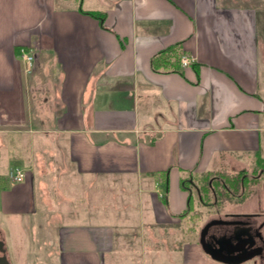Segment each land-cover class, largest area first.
I'll return each instance as SVG.
<instances>
[{"label":"crops","instance_id":"obj_1","mask_svg":"<svg viewBox=\"0 0 264 264\" xmlns=\"http://www.w3.org/2000/svg\"><path fill=\"white\" fill-rule=\"evenodd\" d=\"M259 22L251 4L221 0H0V212L31 219L44 203L58 233L44 245L85 244L101 264H258L215 258L183 222L198 205L208 221L264 217V176L223 208L182 180L249 174L264 157ZM177 42L192 59L184 76L154 71L151 57ZM16 47L34 53L31 72ZM165 170L168 191L154 174Z\"/></svg>","mask_w":264,"mask_h":264},{"label":"rangeland","instance_id":"obj_2","mask_svg":"<svg viewBox=\"0 0 264 264\" xmlns=\"http://www.w3.org/2000/svg\"><path fill=\"white\" fill-rule=\"evenodd\" d=\"M221 1L239 4H251L256 10L257 20L260 21V35L262 34V37H264V0ZM47 197L49 196H46V198ZM46 209L47 208L43 203V205H40V208L37 211L38 213L35 214L31 219H24L22 216H7L0 212V233L5 243L6 254L10 264H59L60 256L66 259V264H101V254L94 252L92 253L85 244L82 246L83 249L78 250L77 252H65L57 244H49V246H45L44 244L50 241L48 236L51 232L54 235L53 238L58 241L57 230H54V228L56 227V219H49V215L54 216L56 214H47ZM198 209L202 211V215L200 218H198L197 220L186 219L183 222V224L185 225V230L190 229L194 226V224L196 225L197 229H195V232H193L194 235H187V233H185V238L189 239V237H197V232L202 231L203 224H205V222L210 219V216L213 213L210 212L212 209L211 207H207L204 205H198ZM51 210L55 212L54 208H51ZM224 211H228V213L232 212L226 209L222 210L221 213L224 218L227 216L231 217L230 214V216L225 215ZM81 213H83L81 214L82 218L85 219V210H82ZM261 217H253L252 222L254 226L260 228V230L264 233V217ZM103 220L107 222L106 219ZM33 227L35 229L34 231L31 230ZM187 227L189 228L187 229ZM45 229H48L47 231H49V233H46ZM155 237L158 239V243H162L161 239L165 238V236L162 237L157 235H155ZM180 237L181 236L179 235H174L173 237L169 236L168 239L171 241L170 243H172V239L174 240V242H176ZM127 238L131 237L128 236ZM142 238L146 239L148 243L151 241L149 236H142ZM150 244H152V242ZM200 245L202 246L201 242ZM127 258L128 257H126V259Z\"/></svg>","mask_w":264,"mask_h":264},{"label":"trees","instance_id":"obj_3","mask_svg":"<svg viewBox=\"0 0 264 264\" xmlns=\"http://www.w3.org/2000/svg\"><path fill=\"white\" fill-rule=\"evenodd\" d=\"M22 47H16L15 51L20 54ZM25 49V48H24ZM27 50V49H26ZM187 55L184 52L182 43H174L151 57V67L157 72H176L184 76V69L181 57ZM196 67V66H195ZM255 168L249 174L240 172L232 175L226 172H205L201 174H190L182 182L187 188H191L201 197V201L217 208H223L227 202H243L252 192L253 187L258 184L264 176V157L262 150L256 151ZM155 176L162 177L165 191H168L169 173L167 170L154 173ZM9 181L0 176V188H8ZM193 194L190 195L185 212L179 216H186L194 209ZM167 202L166 198H164ZM199 216L194 213L192 217ZM201 233V232H200Z\"/></svg>","mask_w":264,"mask_h":264},{"label":"flooded vegetation","instance_id":"obj_4","mask_svg":"<svg viewBox=\"0 0 264 264\" xmlns=\"http://www.w3.org/2000/svg\"><path fill=\"white\" fill-rule=\"evenodd\" d=\"M252 219L253 217L250 216L242 219L237 216L226 220L216 219L223 222L209 227L205 244L215 254L226 260L236 261L240 257L253 254L249 259H254L258 264H264V233L260 228L253 225ZM223 230L226 232H222ZM200 238L201 233L199 240ZM0 239H2L1 233ZM4 254L6 252L0 251V256Z\"/></svg>","mask_w":264,"mask_h":264},{"label":"built area","instance_id":"obj_5","mask_svg":"<svg viewBox=\"0 0 264 264\" xmlns=\"http://www.w3.org/2000/svg\"><path fill=\"white\" fill-rule=\"evenodd\" d=\"M19 57L25 63L26 72H31L35 62L34 53L21 49ZM181 63L183 67L189 66L192 63V59L187 55H183L181 57ZM9 178L14 182H22L26 178V172L20 167H15L13 171L10 172Z\"/></svg>","mask_w":264,"mask_h":264},{"label":"water","instance_id":"obj_6","mask_svg":"<svg viewBox=\"0 0 264 264\" xmlns=\"http://www.w3.org/2000/svg\"><path fill=\"white\" fill-rule=\"evenodd\" d=\"M221 222H223V221H222V220H213V221L207 223V224L205 225V227L202 229V231H201L200 242H201L203 248H204L207 252H209L212 256H214L215 258H217V259H221V260H224V261L233 262V263L241 262V261H244V260H247V259L251 258V256H252L253 254H249V255H245V256H243V257H240V258H239L238 260H236V261L226 260V259H224L222 256H219V255L215 254V252H214L212 249H210L209 247H207V245L205 244V237H206V235H207V232H208L209 227H210L211 225L219 224V223H221ZM0 251H1V252H4V253L6 252L5 243H4V240H3V239H0ZM0 264H10V262H9V260H8V257H7V254H4L3 256H0Z\"/></svg>","mask_w":264,"mask_h":264},{"label":"bare ground","instance_id":"obj_7","mask_svg":"<svg viewBox=\"0 0 264 264\" xmlns=\"http://www.w3.org/2000/svg\"><path fill=\"white\" fill-rule=\"evenodd\" d=\"M25 51H28V50L25 49Z\"/></svg>","mask_w":264,"mask_h":264}]
</instances>
